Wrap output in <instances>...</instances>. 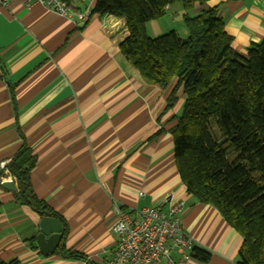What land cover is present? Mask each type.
Masks as SVG:
<instances>
[{
  "label": "crops",
  "instance_id": "crops-1",
  "mask_svg": "<svg viewBox=\"0 0 264 264\" xmlns=\"http://www.w3.org/2000/svg\"><path fill=\"white\" fill-rule=\"evenodd\" d=\"M95 2L74 0L80 7L93 8ZM177 3L147 23L151 36L171 30L188 36L187 28L173 23L185 13ZM213 6L243 56L251 44L262 42L264 0H210L196 3L189 14ZM128 34L125 19L114 15L92 13L82 23L40 4L28 8L14 1L0 9L2 260L108 264L117 241L115 207L165 205L172 193L187 203L185 231L211 253L208 262L191 257L186 264H240L243 237L215 206L187 191L176 165L171 129L184 112L183 87L171 105L177 80L165 87L147 82L121 52ZM25 142L37 156L31 194L65 219L63 244L87 259L69 258L58 249L47 256L40 252L43 216L18 200L17 179L1 168ZM4 177L13 178L17 191L2 184Z\"/></svg>",
  "mask_w": 264,
  "mask_h": 264
},
{
  "label": "trees",
  "instance_id": "trees-1",
  "mask_svg": "<svg viewBox=\"0 0 264 264\" xmlns=\"http://www.w3.org/2000/svg\"><path fill=\"white\" fill-rule=\"evenodd\" d=\"M210 0H96L93 13L124 18L128 36L124 57L149 83L169 86L177 80L185 95L184 112L171 129L175 161L187 191L215 206L243 237L240 264H264V39L243 56L234 47L218 7L191 16L196 3ZM180 2L188 36L175 30L151 36L147 23ZM37 156L25 142L8 163L18 181V200L42 216L65 219L31 194V171ZM57 252L87 259L62 244ZM193 258L208 262L211 253L199 246ZM0 264H19L18 259Z\"/></svg>",
  "mask_w": 264,
  "mask_h": 264
},
{
  "label": "built area",
  "instance_id": "built-area-1",
  "mask_svg": "<svg viewBox=\"0 0 264 264\" xmlns=\"http://www.w3.org/2000/svg\"><path fill=\"white\" fill-rule=\"evenodd\" d=\"M14 1H21L28 8L40 4L82 23L93 13L91 5L80 7L74 0H0V9L7 8ZM7 163L2 162L1 167L10 173ZM9 179L4 177L1 181ZM186 208V201L172 193L167 195L165 205L136 210L116 206L117 219L112 230L117 241L108 264H186L192 257L193 248L199 246L182 225V214ZM173 254H178L179 259L176 260Z\"/></svg>",
  "mask_w": 264,
  "mask_h": 264
},
{
  "label": "water",
  "instance_id": "water-1",
  "mask_svg": "<svg viewBox=\"0 0 264 264\" xmlns=\"http://www.w3.org/2000/svg\"><path fill=\"white\" fill-rule=\"evenodd\" d=\"M6 187L17 191L14 180L2 182ZM66 227L63 222L54 216L45 215L40 220V231L37 235V242L40 252L43 255H50L63 244Z\"/></svg>",
  "mask_w": 264,
  "mask_h": 264
},
{
  "label": "rangeland",
  "instance_id": "rangeland-1",
  "mask_svg": "<svg viewBox=\"0 0 264 264\" xmlns=\"http://www.w3.org/2000/svg\"><path fill=\"white\" fill-rule=\"evenodd\" d=\"M177 4H181V3H177ZM168 13L172 16V11H169ZM174 20L175 21L173 23L179 30H181L183 27L186 28L182 15L174 17ZM150 35H154V34L150 32Z\"/></svg>",
  "mask_w": 264,
  "mask_h": 264
},
{
  "label": "flooded vegetation",
  "instance_id": "flooded-vegetation-1",
  "mask_svg": "<svg viewBox=\"0 0 264 264\" xmlns=\"http://www.w3.org/2000/svg\"><path fill=\"white\" fill-rule=\"evenodd\" d=\"M8 163H9V161H8ZM8 163H7V165H8ZM2 168V167H1ZM3 169V168H2ZM10 172V171H9Z\"/></svg>",
  "mask_w": 264,
  "mask_h": 264
}]
</instances>
